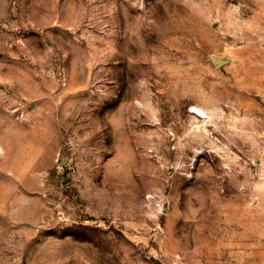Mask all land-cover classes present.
Segmentation results:
<instances>
[{
	"label": "rangeland",
	"instance_id": "obj_1",
	"mask_svg": "<svg viewBox=\"0 0 264 264\" xmlns=\"http://www.w3.org/2000/svg\"><path fill=\"white\" fill-rule=\"evenodd\" d=\"M0 264H264V0H0Z\"/></svg>",
	"mask_w": 264,
	"mask_h": 264
},
{
	"label": "water",
	"instance_id": "obj_2",
	"mask_svg": "<svg viewBox=\"0 0 264 264\" xmlns=\"http://www.w3.org/2000/svg\"><path fill=\"white\" fill-rule=\"evenodd\" d=\"M212 62L214 63L215 66L220 67L221 65H224V64L228 63L229 59L212 58Z\"/></svg>",
	"mask_w": 264,
	"mask_h": 264
},
{
	"label": "bare ground",
	"instance_id": "obj_3",
	"mask_svg": "<svg viewBox=\"0 0 264 264\" xmlns=\"http://www.w3.org/2000/svg\"><path fill=\"white\" fill-rule=\"evenodd\" d=\"M191 110V112H193V113H201V110H199V109H196V108H192V109H190ZM201 117H203V116H201ZM209 116L207 115V114H205L204 115V118L206 119V118H208Z\"/></svg>",
	"mask_w": 264,
	"mask_h": 264
}]
</instances>
